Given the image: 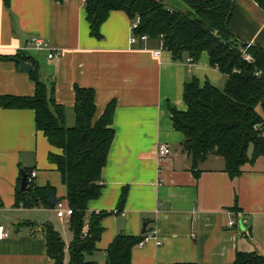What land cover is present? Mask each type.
I'll return each mask as SVG.
<instances>
[{
	"label": "crops",
	"instance_id": "crops-1",
	"mask_svg": "<svg viewBox=\"0 0 264 264\" xmlns=\"http://www.w3.org/2000/svg\"><path fill=\"white\" fill-rule=\"evenodd\" d=\"M85 3L0 0V95H35L31 72L36 69L54 87L67 120H75L76 86L95 89L97 115L116 102L101 195L89 201L85 224L93 213L107 214L96 249L86 259L105 264L117 235L139 237L144 226L145 233L155 230L156 238L133 248V264H235L239 252L264 254V154L235 177L220 156L209 155L195 167L172 120V109L187 108L186 82L197 78L223 88L226 75L211 64L207 51L195 61L187 53L175 60L152 40L147 48L142 42L132 45V20L122 10L110 12L101 38L93 36ZM229 23L241 42L264 47V10L255 0H235ZM34 36L59 56L49 58L48 49L23 51ZM21 51L34 59L25 60L33 66L30 72L6 58ZM162 145H169L171 154L161 157ZM59 151L37 129L34 109L0 107V224L10 232L0 240V264H54L46 223L60 232L69 264L70 217H58L55 206L17 204L16 193L24 169L36 172V185L51 186L64 198L67 187L49 161V153ZM231 218L247 221L232 227Z\"/></svg>",
	"mask_w": 264,
	"mask_h": 264
},
{
	"label": "trees",
	"instance_id": "trees-1",
	"mask_svg": "<svg viewBox=\"0 0 264 264\" xmlns=\"http://www.w3.org/2000/svg\"><path fill=\"white\" fill-rule=\"evenodd\" d=\"M63 1V0H58ZM264 10V0H255ZM85 8L91 34L102 37L101 25L113 10L124 11L132 21L140 17L137 36L148 35L160 48L179 60L185 53L192 61L202 52L210 55L211 64L227 77L220 88L209 81L203 85L193 78L185 83L186 110L172 109L176 130L185 138L183 150L192 158L193 166L209 155L220 156L231 177L240 175L243 167L264 154V47L241 42L227 25L235 10L232 0H86ZM248 46L252 61L245 59L242 48ZM6 58H19L34 63L31 56L18 52ZM33 96L0 95V107L31 108L36 113V127L59 152H50L49 161L57 166L67 187L66 199L73 208L70 228L74 239L69 245V264H97L86 259L96 249L106 212L93 213L89 232L83 234L89 201L101 195L102 172L115 137L112 127L116 102L97 115L94 88L76 86L75 123L67 124L66 108L56 101L54 87H49L35 69ZM263 112H261V111ZM252 153L250 154V150ZM29 190L17 189V204L25 207H50L51 186H38L29 180ZM124 201V194L121 198ZM48 255L54 264H65L66 244L51 224L43 226ZM147 233V232H146ZM139 237L120 233L107 249L105 264H133L132 250ZM235 264H264V254L239 252Z\"/></svg>",
	"mask_w": 264,
	"mask_h": 264
},
{
	"label": "built area",
	"instance_id": "built-area-1",
	"mask_svg": "<svg viewBox=\"0 0 264 264\" xmlns=\"http://www.w3.org/2000/svg\"><path fill=\"white\" fill-rule=\"evenodd\" d=\"M140 17H137L134 21H132V30L136 27H138V25L140 24ZM149 41V37L148 35L144 34L141 36H137L135 34L132 33L131 37H130V43L132 45L137 44L139 42L143 43V48H147V43ZM250 44V43H249ZM42 49H48L49 53L48 56L51 59L57 58L59 56V51H55L54 49L50 48L49 44H47L43 38L39 37V36H34L32 37L30 40L27 41L26 46L23 48V51L26 50H42ZM22 51V52H23ZM155 54H160V50L157 49L154 51ZM242 52L243 55L245 57L246 60L248 61H252V56L251 54L248 52V46L242 48ZM191 60V59H190ZM171 148L169 145H162L159 148V155L161 157L167 156L169 154H171ZM36 176V172L32 171L31 176L29 177V180H32L34 177ZM55 210L57 212V215L60 218H66V217H70L73 213V208L69 205V203L66 200H61L55 205ZM247 220L246 219H240L238 220L237 218H231L228 222V224L232 227H239L240 224H244ZM89 232V224H85L83 227V234L87 235ZM10 232L8 230V228L6 227V225L4 224H0V240H3L7 237H9ZM156 238V231L153 230L151 232H148L145 234V237L139 241V243L137 244V246L142 247L145 244H147L151 239ZM160 241H157V244H160Z\"/></svg>",
	"mask_w": 264,
	"mask_h": 264
},
{
	"label": "water",
	"instance_id": "water-1",
	"mask_svg": "<svg viewBox=\"0 0 264 264\" xmlns=\"http://www.w3.org/2000/svg\"><path fill=\"white\" fill-rule=\"evenodd\" d=\"M232 1L235 2V0H232ZM226 24L227 25L229 24V17L226 20ZM15 60L19 63L21 71L30 72L33 70V66L30 63H28L27 61H25L23 59H19V58H16ZM20 190L21 191L29 190L28 174L27 173H23V175H22ZM59 201H60L59 197H57L54 193L49 192V202L52 206H55ZM145 228H146V226H144V228H143V233H145Z\"/></svg>",
	"mask_w": 264,
	"mask_h": 264
},
{
	"label": "rangeland",
	"instance_id": "rangeland-1",
	"mask_svg": "<svg viewBox=\"0 0 264 264\" xmlns=\"http://www.w3.org/2000/svg\"><path fill=\"white\" fill-rule=\"evenodd\" d=\"M74 123H75L74 116H73V117H69L68 120H67V124H68L69 126H71V125H74ZM56 214H57V212H56ZM57 216H58V215H57ZM58 217H59V216H58Z\"/></svg>",
	"mask_w": 264,
	"mask_h": 264
}]
</instances>
